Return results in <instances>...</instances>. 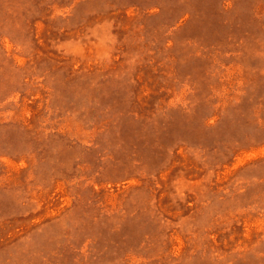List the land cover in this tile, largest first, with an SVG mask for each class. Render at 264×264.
I'll return each instance as SVG.
<instances>
[{
    "label": "rangeland",
    "instance_id": "1",
    "mask_svg": "<svg viewBox=\"0 0 264 264\" xmlns=\"http://www.w3.org/2000/svg\"><path fill=\"white\" fill-rule=\"evenodd\" d=\"M0 264H264V0H0Z\"/></svg>",
    "mask_w": 264,
    "mask_h": 264
}]
</instances>
